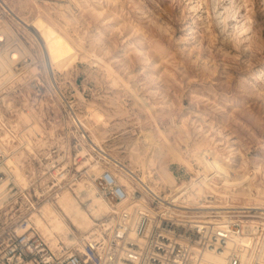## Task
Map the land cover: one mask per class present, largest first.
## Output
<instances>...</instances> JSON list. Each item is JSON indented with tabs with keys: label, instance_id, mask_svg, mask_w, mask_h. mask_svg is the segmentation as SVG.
I'll return each mask as SVG.
<instances>
[{
	"label": "rangeland",
	"instance_id": "rangeland-1",
	"mask_svg": "<svg viewBox=\"0 0 264 264\" xmlns=\"http://www.w3.org/2000/svg\"><path fill=\"white\" fill-rule=\"evenodd\" d=\"M48 1L58 7L56 0ZM76 4L71 30L102 62L78 59L68 73L54 76L53 99L47 87L37 100L34 89L29 85L25 89L43 106L38 122L44 119L48 125L49 146L34 149L42 155L51 153V147L58 156L67 153L68 181L81 179L71 176H76L73 171L83 173L78 168L89 155L78 154L73 160L72 152L83 145L86 154L93 155L85 167L95 162L126 165L142 180L137 186H158L165 198L174 191L166 190L165 183L156 185L145 173L156 172L159 177L164 169L182 184L202 169L198 156L203 149L216 147L220 159L230 160V148L246 153L245 143L250 151L264 154V0H77ZM21 32L23 41L34 48ZM105 63L114 75H109ZM39 68L38 74L47 75L44 64L39 63ZM93 110L103 114L99 127L104 152L91 146L89 130L73 122L79 114L92 118ZM232 135L239 143H233ZM149 137L157 148L155 158L139 163L131 149ZM239 155L233 159L240 160ZM43 163L28 164L26 172L37 170L39 175L45 170ZM259 181L264 182V177ZM4 210L0 209V234L20 213L14 208L5 215Z\"/></svg>",
	"mask_w": 264,
	"mask_h": 264
},
{
	"label": "built area",
	"instance_id": "built-area-1",
	"mask_svg": "<svg viewBox=\"0 0 264 264\" xmlns=\"http://www.w3.org/2000/svg\"><path fill=\"white\" fill-rule=\"evenodd\" d=\"M2 6L0 2V15L10 18V13ZM2 28L0 31H3ZM8 41L7 38L0 40V50L5 55L18 45L17 42L8 44ZM35 55L36 63L43 64L42 57L36 52ZM27 59L33 61L31 55H23L15 65L23 66ZM3 74L0 69V134H7L5 138L0 137V184L9 186L11 193L4 214L8 215L14 208L20 213L11 217L7 222L8 228L0 234V264H199L201 254L197 249L223 250L230 242L236 245L227 258V264H241L244 249L254 258L252 264H264V210L230 206L216 208L217 196L207 189V183L213 180L235 182L240 172L235 163L227 167L224 178L214 172L190 178L169 198H164V192L160 195L153 192L145 194L141 186H137L130 194L117 175L105 167L100 176L94 178V182L99 194L115 209L96 218L95 226L99 233L84 238L85 254L77 245L50 246L34 226L20 233L18 229L27 221L26 211L34 209L33 202L37 205L42 202L36 191L41 178L48 176L47 182L54 185L52 192L61 188L55 185L56 177L53 174L57 168L55 165L60 162H55L51 167L47 165L48 160L52 159L50 156L57 157L59 151L52 147L50 156L40 154L37 157L20 140L27 117L33 111L36 115L44 112L43 106L39 107L38 101L33 100L35 97L25 90L26 85L33 84L31 89L36 93V100L44 87H47L52 99L57 92L46 74H38L42 81L38 77L29 82L17 80L14 87L10 86L8 80L5 81ZM12 121L20 124L18 129L13 127ZM47 130L48 125L43 119V123L28 134L30 144L39 146L48 138ZM77 146L74 145V148ZM72 153L73 160L79 158L76 151ZM214 155L213 149H206L202 160L213 159ZM42 163L46 164L40 176H30V187L24 191L19 189L15 184L19 171H29L28 164ZM73 173L76 176L72 175V178H81L83 175L79 171ZM60 175L64 177V170ZM67 184L64 182L63 186ZM144 194V201L140 199V203H137L135 200ZM260 253L262 262L256 260Z\"/></svg>",
	"mask_w": 264,
	"mask_h": 264
},
{
	"label": "bare ground",
	"instance_id": "bare-ground-1",
	"mask_svg": "<svg viewBox=\"0 0 264 264\" xmlns=\"http://www.w3.org/2000/svg\"><path fill=\"white\" fill-rule=\"evenodd\" d=\"M56 1L58 7H54L52 1L50 2L48 0H16V3H10L9 0L2 1L3 4H5L4 6L7 7L3 8L10 13V18H5L0 15V27H3V31H0V40L7 38L9 40L8 44L17 42L19 45L17 48L10 49V53L7 55L0 50V69L2 73L5 74V81L8 80L11 87L17 84V80L29 82L32 78L38 77L42 81L41 77L38 75L40 68L36 63L37 58L33 50L34 48L37 49L38 54L42 57L48 79L51 83L55 81L54 76L58 73H68L69 68L74 65L78 59L87 60L91 64L102 62L101 57L84 47L83 37L75 30H71L73 18L77 17V0ZM32 4L35 6H32ZM20 30L23 31L25 36L29 39V43L34 48L31 49L28 43L23 41L19 35ZM24 54H26L25 56L31 55L33 61L27 59L23 66L15 65L18 63L17 59H21ZM93 57L95 59H92ZM105 66L110 76L116 73L109 64L105 63ZM114 81L117 82V78H115ZM11 87L10 89H12ZM30 88H33V86L30 85ZM78 95L83 98L81 93H78ZM134 95L139 98V94L136 91H134ZM140 100L145 104L146 109H152L143 99ZM71 113L74 114L73 111H71ZM91 113L92 118L79 114L74 121L73 115L71 117L77 127H85L92 133L93 141L89 140L91 141V146L101 148V151L104 152V147L101 144L104 133L99 127L100 122L103 120V114L99 110H93ZM35 115L36 112L33 111V113L27 117L24 133L21 135L20 140L27 146L29 152H33L36 156H39V151L37 152L34 148H43L49 145L46 138L37 147L30 144L28 134L34 127L41 125L37 120V115ZM12 124L15 129H18L20 126L18 122L14 123L12 121ZM161 133L164 135L165 140L170 142L166 133L162 130ZM6 135L0 134V137L3 136L5 138ZM234 138H236V135L230 137L231 140ZM233 143H239V140L236 141L234 139ZM140 144V146L131 149L134 159L139 163H141L143 159L152 161L157 152L154 140L151 137H149V139L143 138ZM84 146L85 145L81 148H77L78 154L82 156L89 155L85 162L81 161L83 164L78 168L80 171H83V176L81 179H74L72 181H68L71 175V160L66 158L68 156L67 153L63 152L59 156L57 155V157L53 155L50 156V151L47 153V155L52 158L49 159L47 164L48 167H51L55 162H60L59 165H55L57 168L53 174L56 177V179H54L55 185H60L61 188L57 189L56 192H52L54 185L52 186L51 182H47L48 176H43L41 178L39 186L36 187V191L37 195L42 199V202L40 205H37V203L32 201L34 209L28 210V217L25 225L18 229L20 233L34 226L40 231L41 235L50 246L59 247L65 244L70 247L72 245H77L79 250L85 254L86 248L83 242L84 238H90L92 234H96V232L99 231L95 226L96 218H101L115 209L99 194L94 178L100 176L103 169L106 167L111 169L119 180L127 186L130 194H133L137 185L141 183L142 180L136 175V170L129 169L128 166L123 164H119V166H106L103 163L95 162L85 167L87 161L92 159L93 155L86 154L88 149ZM243 146V148L247 150L246 153L242 152V150H240L241 152L238 151V147L230 148V160L226 157H224V160L220 159L216 147H214L215 149L213 150L215 153L213 159L202 160L204 149L199 153L198 161L202 169H196L197 176H193L192 178H196L203 174L207 175L212 172L224 178L227 167L230 164L235 163L239 167L240 172L235 182L229 183L226 181L224 183L222 181L213 180L207 183L208 191L212 193L213 196H217L218 202L215 203L216 208H229L230 206V208H254L264 210V182L259 181L260 176L264 177V154L257 155V153L250 151V147L246 146L245 143ZM236 153H238V155L240 154L239 157H241L238 161L233 159ZM249 163H251L252 167L248 165ZM62 170H64V177L60 175ZM163 173L164 175H159V177L156 176V172L145 173V178L154 181L156 185L161 182L165 183L166 190L177 191L181 185L178 183V179L170 173H167L164 169ZM43 174H45V172ZM32 175L38 177L37 170H33L31 174L20 170L15 181L16 186L22 189V191L28 189L30 187V176ZM64 182H68V184L63 186ZM69 184L72 185L71 189L68 188ZM157 187L158 186H151L150 188L160 194L164 192L162 190L159 192ZM40 188L43 189L41 190ZM142 188L145 190V194L155 193L151 189ZM9 189L10 187L6 184H0V209L5 208L7 202L10 200L9 196L11 193ZM174 192L171 195H174ZM145 194L141 196L139 200L135 201L137 203H140L141 200L144 201ZM26 196L29 197L27 194ZM135 198H138V196L135 195ZM240 202L241 204H238ZM132 236H134L133 233ZM97 237L99 238L100 236ZM235 245V242H230L223 250L217 251L211 248L202 250L197 249L201 254L199 264H227V258ZM241 258V264H252L254 260V258L248 254L247 249H244ZM256 260L258 262L263 261L261 253Z\"/></svg>",
	"mask_w": 264,
	"mask_h": 264
}]
</instances>
